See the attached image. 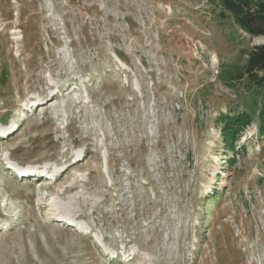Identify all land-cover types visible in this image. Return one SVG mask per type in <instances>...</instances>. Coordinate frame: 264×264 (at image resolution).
Wrapping results in <instances>:
<instances>
[{"label":"rangeland","instance_id":"rangeland-1","mask_svg":"<svg viewBox=\"0 0 264 264\" xmlns=\"http://www.w3.org/2000/svg\"><path fill=\"white\" fill-rule=\"evenodd\" d=\"M261 43L221 0H0V264H264V135L217 120Z\"/></svg>","mask_w":264,"mask_h":264},{"label":"trees","instance_id":"trees-1","mask_svg":"<svg viewBox=\"0 0 264 264\" xmlns=\"http://www.w3.org/2000/svg\"><path fill=\"white\" fill-rule=\"evenodd\" d=\"M221 9L228 13L238 27L250 37H264V0H221ZM246 76L251 84V95L240 112L220 114V133L227 152L235 151L238 135L255 119L259 122V133L264 135V43L252 47L243 71L238 78ZM257 112V116L254 114ZM229 163H233L230 160Z\"/></svg>","mask_w":264,"mask_h":264},{"label":"bare ground","instance_id":"bare-ground-1","mask_svg":"<svg viewBox=\"0 0 264 264\" xmlns=\"http://www.w3.org/2000/svg\"><path fill=\"white\" fill-rule=\"evenodd\" d=\"M47 88H48V87H47ZM48 89H50V88H48ZM66 92H67V89H64V93H66ZM12 167H13V166H12ZM22 172H26V171H22ZM27 172H28V171H27ZM27 172H26V173H27ZM33 177H36L35 174H33L32 178H33Z\"/></svg>","mask_w":264,"mask_h":264}]
</instances>
